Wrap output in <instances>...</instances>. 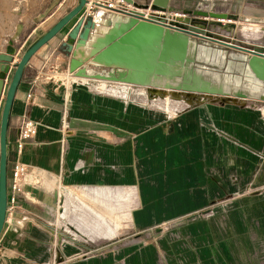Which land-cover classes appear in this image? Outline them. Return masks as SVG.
<instances>
[{"label": "crops", "instance_id": "obj_1", "mask_svg": "<svg viewBox=\"0 0 264 264\" xmlns=\"http://www.w3.org/2000/svg\"><path fill=\"white\" fill-rule=\"evenodd\" d=\"M132 1L105 3L124 11L153 13L149 7L152 0ZM76 4L77 0H0V55L6 54L5 48L14 49L2 95L14 70L12 65L27 46ZM169 6L193 20L196 11L226 13L232 17L228 20L231 24L252 23L264 31V0H170ZM98 14L106 19L117 17L125 24L130 20L101 7H85L31 57L14 94L7 131L8 201L0 233V264H264V133L239 137V142L247 143L246 152L224 142L219 130L240 109L223 99L224 91L215 92L221 95L216 101L205 100L171 123L150 121V129L144 132L142 108L104 94V88L118 90L119 85L129 87L131 93H141L142 89L135 79L136 62L119 69L100 56L104 44L97 47L95 41L106 33L102 23L94 21L85 45L75 43L69 53L63 45L79 18L94 19ZM197 20L199 25H194L201 30H221L210 26L208 18ZM218 35L249 49L264 46V39L244 44ZM207 47L210 52L213 47L225 48L204 41L205 51ZM77 49L86 50V56L77 58ZM225 49L221 51L225 61L238 64L240 77L255 89L247 88L248 97L254 102L264 99V80L247 65L237 63L234 53L239 51ZM61 54L68 56L69 69L62 65L56 81L37 84L32 102H27L31 82L44 60L56 55L63 64L66 59ZM127 76L134 77L135 85L111 83L110 78ZM25 116L34 123L36 132L18 152L20 121ZM254 150H261L263 157L255 156ZM16 163L27 172L13 193L9 178ZM235 174L238 179L232 182L230 177ZM246 184L259 194L238 200L226 216L222 215V208L218 209L222 204L217 205V201L224 191ZM74 190H85L92 198L87 205H77L93 218L100 215L91 207L101 206L118 214L131 208V230L122 231L101 218L108 227L105 237L82 235L91 239L81 242L74 239L77 235H67L62 227V219L67 217L72 226L67 229L81 235L74 226ZM93 190H101L107 197L95 196ZM156 191L166 192L165 213L155 204ZM10 197H14L13 203ZM208 206L215 211L210 219H196L191 214ZM70 207L73 210L68 214ZM55 211L60 215L55 216ZM163 221L182 224L181 229H148ZM224 223L233 233L231 229L224 231Z\"/></svg>", "mask_w": 264, "mask_h": 264}, {"label": "rangeland", "instance_id": "obj_2", "mask_svg": "<svg viewBox=\"0 0 264 264\" xmlns=\"http://www.w3.org/2000/svg\"><path fill=\"white\" fill-rule=\"evenodd\" d=\"M193 17L196 19L202 18L200 16ZM103 18L106 20V17ZM224 24L232 26L230 31L225 33V31L221 29L218 33H212L216 35L222 34L226 37L229 36L237 43L244 44L258 43L264 39V31L259 29L261 27L252 23L243 22L241 24H231L225 21ZM101 27L105 31L106 22L102 23ZM170 34L176 43L178 42V39L176 40L175 35L186 40L178 42L183 50L184 56L182 60L170 57L166 61H161L158 55L165 52L164 47L161 45L155 57L150 58L149 61L144 63L142 72L144 71L146 76L143 81L137 84V87H140L142 91L140 95L135 96L136 100L134 101L140 108H142L143 131L145 132L150 129L148 125L150 121H156L159 125L171 123L190 109L197 108L205 100L216 101L215 98H220L221 95H215V92L220 93L221 91H224V94L222 95L223 99L233 102L234 105H237V108L240 109L237 110L233 119L229 121L227 125H224L219 132H221L224 142L226 141L234 150L240 149L244 152L248 151L247 143L239 142V137L245 139L248 135L264 133V99H259L254 102L248 97V94L246 93L247 88H249V90L255 89L248 87L246 81L240 77L238 64H230L228 60L225 61V55L221 53V51L226 50L225 48L217 47L216 49V47H213L212 52H210L209 47H207V51H205L203 40L176 34L172 31ZM5 49L7 51V48ZM234 54L238 57L236 59L237 63L239 62L243 64V66L247 65L250 58L248 55L243 54L242 52ZM112 65L119 69H124L123 63H112ZM157 69L162 71L157 72ZM115 70L118 69L115 68ZM83 71L87 74L86 70ZM194 79H197V82H195ZM111 83L116 82L112 81ZM106 84L108 85V83ZM129 84H132V86L135 85L133 83ZM215 89H217V91H215ZM210 92H212V94H210ZM104 94L105 96L111 95L114 98H119L118 96L109 93L108 95L106 93ZM129 96L132 97V95ZM126 97H128V95H123V99H126ZM125 103H128V101H125ZM260 154H262L261 150H254V155L258 156L259 159L260 157H263V155ZM233 163L236 164V159H234ZM224 178H226L225 175ZM237 179L236 174L230 177L232 182H236ZM93 192L95 196L101 198L107 197V194L101 190H93ZM146 193L150 194L149 192ZM154 193L156 195L154 198L156 206L158 205L159 211H163L161 213H165L166 192L156 191ZM258 194L259 190L253 189L250 184H246L242 187L234 186L233 189L225 190L223 196L218 199L217 205L222 204V207L219 206L218 209L222 208V210H220L221 214L226 216L238 200L248 196H256ZM91 200L92 198L85 190H74V199H72L74 205V226L81 234L79 235L74 229V235H77L74 239L84 242L91 238L86 239L82 235L90 237L102 234V236L105 237L106 231L108 230L106 223L111 226L116 225L122 231L131 230L132 225L129 222L131 208H125L118 214L112 210H104L101 206L91 207V209L97 211L100 215V217L97 216V218H93L89 216L90 212L88 214L86 209L84 210L77 205L79 202L87 205L91 203ZM62 209H64V207ZM68 210V214H71L73 208L70 207ZM59 211L54 212L55 216L60 215L61 212ZM191 214H193V217L196 219H210L214 217L215 211L208 206L196 209ZM101 218L104 220L106 219V223ZM62 223L63 228L67 226L70 229V227H72L69 225L70 222L68 217L62 219ZM180 226H182V224L163 221L154 224L152 228L148 229L166 232L181 229L179 228ZM228 226L227 223L223 224L224 231L231 229L230 232L233 233L232 228H229Z\"/></svg>", "mask_w": 264, "mask_h": 264}, {"label": "water", "instance_id": "obj_3", "mask_svg": "<svg viewBox=\"0 0 264 264\" xmlns=\"http://www.w3.org/2000/svg\"><path fill=\"white\" fill-rule=\"evenodd\" d=\"M126 3L132 4V0H123ZM170 0H152L150 3V9L152 10V14H144L141 12H133V11H124L117 8H111L109 6L94 3L96 7L104 8L110 12H114L116 14L126 16L129 18V22L125 30H123L119 35H111L107 38V42L104 44V49L101 52V57L106 60L108 63H123L124 65L131 64L134 66L136 62L137 73L141 74L142 72V59L138 55H121L116 56L113 55L114 61H108L106 58L102 56L108 46L113 45L114 43H118L120 45L129 44L130 36L134 33L136 29V25L140 24H148L153 29L160 30L162 33L171 31L176 34H181L184 36L194 37L203 41H207L213 44H217L223 46L225 48L236 50L248 55L250 58L253 57L255 59L260 60L264 63V46L263 48L256 49H248L233 43L224 41L223 38L219 35L213 34L212 32H208L207 30H201L194 24H199L198 20H193L188 16L180 15L179 10L176 8H170L169 6ZM87 4V0H77L76 6L67 12L63 17H61L51 28H49L46 32L36 38L33 42H31L27 48L23 51L19 61L12 65L14 70L10 76L8 81V86L5 90L4 95H2L4 89V81L6 80V75L11 68L12 56L14 55V49L8 48L6 54L0 55V233L3 229L5 218H6V210H7V176H8V139H7V131L9 125L10 118V108L12 104V100L14 98V94L17 90V87L22 78L25 67L27 66L31 57L48 41L54 38L71 20L77 17L85 8ZM160 13V14H159ZM173 13V16H171ZM192 16H200L203 18H208L210 21L208 22L211 26H219L223 27L220 20H231L232 17L226 13H217V12H202L196 11ZM214 20V21H213ZM117 25H120L121 22L119 19L115 22ZM95 25L94 19L92 16H88L87 18H79L73 28L67 35L66 42H64V46L66 47V51L69 53L72 50L73 44H81L85 45L88 40L89 31ZM101 38H106V33L103 36H99ZM95 44L97 47L100 46L101 43L96 39ZM101 47V46H100ZM249 58V59H250ZM135 59H137L135 61ZM249 61V60H248ZM128 66V67H131ZM254 73V72H253ZM255 75V74H254ZM257 78L264 80V70L261 76L255 75ZM113 81H122L127 83H134V80L127 77L110 78ZM137 83L141 82V77L139 75Z\"/></svg>", "mask_w": 264, "mask_h": 264}, {"label": "bare ground", "instance_id": "obj_4", "mask_svg": "<svg viewBox=\"0 0 264 264\" xmlns=\"http://www.w3.org/2000/svg\"><path fill=\"white\" fill-rule=\"evenodd\" d=\"M116 18L117 17H113V18L110 17V19L105 20L101 14H98L94 17V21H97L98 23L106 22L105 31H106L107 37L106 38L98 37L97 39L99 43L101 44L106 43L107 38L109 36L119 35L123 30H125L127 24L121 23L120 25H117L115 23L117 21ZM224 21L226 20H220L218 22L222 23ZM226 22H229V21L227 20ZM231 27L232 26H230L229 24H223V27L222 28L220 27V28L226 33L227 31H230ZM175 36H176L175 37L176 40L178 39V42L186 41L182 37H179L177 35ZM172 38L173 37L170 33L168 32L162 33L160 30H157V29L155 30L150 25L143 23L140 25H136V29L134 33L130 36L129 44L120 45L118 43H114L113 45L108 46V48L105 50L102 56L111 62V61H114L113 55H116V56L138 55L139 57H141L142 64L144 66V63L149 61L150 58L155 57L156 53L159 51V47L162 45L165 49V52L163 54L158 55L161 61H166L170 57L182 60L184 56L183 50L180 47L179 43L174 42ZM86 52H87L86 50L77 49L75 50L74 54L77 58H84L87 54ZM74 64L75 65L77 64V60L74 61ZM125 66H131V64L126 63ZM247 66L257 76H261L264 70V63L253 57L249 59V61L247 62ZM159 71H162V70L157 69V72ZM139 75L141 77V81H143L146 76L144 74V71L141 72V74L139 73L135 75L136 80H138ZM132 79H134V77ZM194 80L195 82H197V79H194ZM249 87H252V86H249ZM263 113H264V110H263Z\"/></svg>", "mask_w": 264, "mask_h": 264}, {"label": "built area", "instance_id": "obj_5", "mask_svg": "<svg viewBox=\"0 0 264 264\" xmlns=\"http://www.w3.org/2000/svg\"><path fill=\"white\" fill-rule=\"evenodd\" d=\"M105 1L106 0H87V4L85 7H88V8L96 7L94 3H98V4H103V5L115 8L112 3H105ZM115 2H121V0H115ZM61 55L66 59V61H64L63 64L58 60V57L56 55H51L47 57L46 60H44L41 66V69L39 70L38 74H36V76L33 78L31 82L29 92L27 93V96H26L27 102H32V99L34 96V89L37 84L39 83L44 84L46 82L56 81V73L61 69L62 65H65L66 69H69L70 64H69L68 56H65L63 54ZM128 88L129 87L119 85L118 90H114L109 87L104 88V90L106 94L109 93V94L118 96L119 98L121 95V98H120L121 100L123 99V95H128V97H126V99H123V101L135 103L134 102L136 100L135 96L140 95L141 93H131L132 91H130ZM129 95H132V97H130ZM0 104H1V101H0ZM35 132H36V129H35L34 123L28 117L26 116L23 117L20 121L19 136H18L17 143H16L18 152L21 150L23 143L27 140H30L35 135ZM26 172L27 170L23 165L18 164V163L14 164L11 170V176L9 178L10 179L9 189L13 193L18 191L19 182L22 179V177L26 174ZM7 201H8V198H7ZM13 201H14V197H10L9 202L13 203ZM63 231L67 235L74 237V234L71 233L70 230L67 229V227H64ZM61 242H63V240H61L60 243Z\"/></svg>", "mask_w": 264, "mask_h": 264}]
</instances>
